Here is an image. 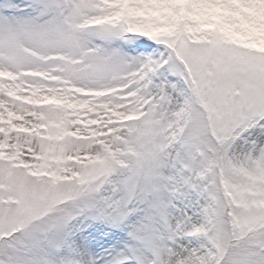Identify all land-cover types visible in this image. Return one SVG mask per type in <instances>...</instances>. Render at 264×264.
<instances>
[{"label": "snow or ice", "instance_id": "snow-or-ice-1", "mask_svg": "<svg viewBox=\"0 0 264 264\" xmlns=\"http://www.w3.org/2000/svg\"><path fill=\"white\" fill-rule=\"evenodd\" d=\"M0 264H264V0H0Z\"/></svg>", "mask_w": 264, "mask_h": 264}]
</instances>
